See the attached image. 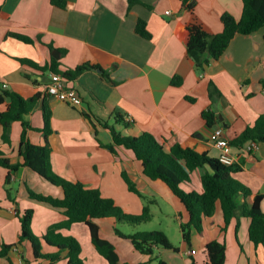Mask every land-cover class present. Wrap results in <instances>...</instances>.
<instances>
[{"label": "crops", "instance_id": "1", "mask_svg": "<svg viewBox=\"0 0 264 264\" xmlns=\"http://www.w3.org/2000/svg\"><path fill=\"white\" fill-rule=\"evenodd\" d=\"M62 1L64 7L51 0H0V88L14 91L23 98L36 92L45 93L50 71L42 72L22 64L19 58L31 59L39 65H50L54 58L60 71L85 62L98 65L66 81V85L75 88L81 96L80 105H69L51 95L45 97L51 113L48 142L53 170L66 179H78L87 187L98 188L105 197L124 196L129 203L143 208L144 204L134 199L136 193L129 190L124 173L143 197L159 206L161 213V205L167 207L168 204L179 218V226L186 223L188 213L183 203L165 183L147 177L141 162L129 149L115 145L113 153L99 144L112 142L110 130L102 123L128 136L150 132L166 149L180 143L199 153L218 157L222 150L209 141L214 127L221 126L230 141L264 114V27L250 34H235L218 59L199 69L187 55L184 42L175 34L177 24L187 22L194 15L213 33H219L222 31L221 14L228 12L239 18L242 0H194L192 11L182 9L180 0H140L144 5L131 7L127 0ZM138 19L145 21L150 37L144 38L135 32ZM8 32L29 36L33 41L23 42L8 36ZM55 49L59 52L58 58L52 55ZM175 75L181 79L177 85L171 82ZM209 81L220 92L212 100L208 96ZM43 99L42 96L33 107L41 110V117ZM7 102V99L0 102V111L5 110ZM33 109L25 116L31 126V117L37 116ZM208 109L215 115L212 126L202 117V112ZM31 131L28 129L26 134L30 141ZM36 131L39 134L35 144H42L43 133L40 128ZM20 133V122L13 121L10 144H2L0 139V148L11 162H22L18 155ZM226 151L235 162L242 160V169L233 177L250 189L245 197L239 195L238 202L250 204L254 196L260 194V207L264 212V141H250L241 148L229 144ZM31 172L34 171L21 166L6 184L8 171L0 167V246L1 243L15 244L0 258V264L48 263L33 256L27 241L17 244L20 233L17 210L27 207L39 210L31 223H40V236L50 224L65 218L59 210L25 198L22 183L31 177ZM200 174V169L191 171V183L183 184V189L202 191ZM14 182L18 183L15 198L12 197ZM7 188L13 201L7 197ZM48 189L53 196H61L59 188ZM94 221L100 236L114 245L120 262L154 264V255H158L167 264H177L178 258L172 254L174 250L162 247H155L153 255L148 256L125 242L120 253L115 240H111V235H117L115 219L106 217ZM249 222L248 217L238 214L229 221L226 230L221 231L223 216L217 203L214 214L203 218L201 232L192 230L193 246L182 240L185 246L179 252L185 264H191V259L202 264L206 260L205 245L211 240L225 243L223 264H264L263 247L254 245L248 238ZM75 224L61 232L65 234ZM42 244L43 252L55 250L53 246ZM58 262L65 264V260Z\"/></svg>", "mask_w": 264, "mask_h": 264}, {"label": "trees", "instance_id": "2", "mask_svg": "<svg viewBox=\"0 0 264 264\" xmlns=\"http://www.w3.org/2000/svg\"><path fill=\"white\" fill-rule=\"evenodd\" d=\"M51 3L64 7L62 0H51ZM128 7L135 4H142L140 0H127ZM242 14L235 18L228 12H223L220 16L222 31L213 33L204 26L194 15L185 23H178L175 28L176 36L181 39L196 68L204 69L210 61L218 59L226 50L235 34H250L259 28L264 27V0H242ZM182 9L192 11L195 5L194 0H180ZM148 7L147 5H145ZM135 32L144 37H150L147 32L146 23L143 19H138ZM8 36L23 42L31 43V37L16 32H8ZM50 49L52 44H47ZM61 53L64 51L61 49ZM22 64L28 65L42 72L60 73L67 81L74 80L79 74L89 69H96L99 66L88 62L80 63L74 68H67L64 71L58 69L57 60L52 58L50 65H39L37 62L19 58ZM101 74H106L101 70ZM179 76H173L172 83L179 84ZM49 95L36 92L28 98H23L20 94L0 88V102L7 99L6 108L0 111L2 144H10V126L13 121L21 124L20 141L18 155L22 162H11L3 150L0 148V167L7 169L8 173L5 183L10 181L11 174L19 167L25 166L37 173L41 178L51 185L60 187L61 196L44 195L27 188L28 197L38 202L45 203L59 210L65 218L61 221L50 224L46 231L37 237L31 230V220L33 208L17 210L16 216L20 224V233L17 244L27 241L31 247L33 256L37 259L47 260V264L65 260V264H85L82 260L81 245L79 241L71 235H64L61 229H69L72 224L83 223L89 232L90 241L95 251L105 259L108 264H150L120 262L114 245L99 234V227L95 219L113 217L116 222H127L130 224H140L150 218V208L144 205L142 213L129 214L122 209L110 197L101 194L98 188H91L84 185L78 179H66L57 174L51 164V148L48 142L50 127V109L45 97ZM220 95L219 90L212 81L208 83V96L212 100ZM42 119L43 126L40 130L43 133V143L35 144L27 138V130L32 129L31 124L25 116L31 112L36 103L42 98ZM50 96V95H49ZM193 100V99H192ZM117 117V114H115ZM202 117L208 126L215 123V115L211 110L202 112ZM102 125L108 128L112 135L110 144L99 143L102 147L111 152L115 145H121L129 149L135 158L142 164L143 173L152 180H160L165 183L174 195L185 206L188 213V221L180 225L181 237L189 246L191 244L192 230L201 232L202 220L204 217H211L219 203L223 225L221 231H225L229 221L240 215L250 219L248 226V238L254 245H261L264 249V212L261 210L260 202L262 195L256 194L252 203L238 202L239 195L246 196L250 189L233 176L242 169V160L232 164L222 163L218 157H211L207 153H199L193 148L174 143L169 149L155 138L150 132H141L138 135H123L114 126L103 122ZM250 141H264V114L259 115L253 125L246 126L235 138L229 141L238 148ZM200 169V182L202 191L195 189L185 190L183 184L191 183V171ZM123 178L129 190L141 195L135 188L134 183L123 173ZM7 197L10 196V189H6ZM115 234L122 238H129L134 249L140 254L152 256L155 247L172 249L177 248L161 230L136 231L132 234H124L118 228H114ZM42 242L55 247L54 251L43 252ZM15 244L1 243L0 258L5 257ZM206 260L202 264H223L225 260V243L223 241L211 240L205 245ZM155 259V257H154ZM157 264H167L164 260L158 259ZM191 264H197L191 259Z\"/></svg>", "mask_w": 264, "mask_h": 264}, {"label": "rangeland", "instance_id": "3", "mask_svg": "<svg viewBox=\"0 0 264 264\" xmlns=\"http://www.w3.org/2000/svg\"><path fill=\"white\" fill-rule=\"evenodd\" d=\"M33 111H34V114H36L37 116H35V117L33 116V118L31 117V119H30L31 123H32L31 134L33 135L31 137V142L36 143V136L39 134V132L36 131V129L42 127V117H41V110L39 108H34ZM31 173H32L31 177H29L28 179L26 178L24 180V182L22 183V188H23V191L25 192L24 196H25V198H28L30 201H33L37 204H40L42 202H38V201H36L34 199H30L28 197L27 188L34 190L38 193L44 194V195H52L53 196V194L50 193L49 189H48L49 187H52L53 185H51L45 179L39 177L36 173H34V172H31ZM194 177H195V174H194ZM17 186H18L17 182H14L12 184V197L13 198H15V189L17 188ZM54 187L56 188L57 186H54ZM57 188L60 189V187H57ZM133 196L137 202L143 203L144 205L149 206V208H150L149 220L146 222L140 223V224H130V223L121 221V222H117L116 228H118L124 234H132L136 231H155V230L163 231L166 234V236L169 238V240L178 249V251H176L177 253L176 252L174 253V251H172L173 256L178 258L177 264H185L184 256L181 255V253L179 252L185 246V243L182 241V237H181L180 226L178 223L179 218H177L175 216L174 212H171V211H173L171 209V207H169L168 204H167V207L162 204L161 209H162L163 213H161L159 211V206H157L155 204V202H150L148 200L149 199L148 197H146V196L143 197V196H140L138 194H133ZM108 197H111L115 201V203L125 213L136 214V215L142 213V207L140 208V207L135 206V204L129 203L127 201L126 197H124V196L111 195ZM157 198L159 200L160 197L157 196ZM35 203H33V204H35ZM42 204L44 205V203H42ZM44 206L47 207L49 205L45 204ZM38 211L39 210H35V208L33 207L32 219H33L35 213L37 215ZM31 230L37 237L40 238V223H38L36 221L32 222L31 223ZM64 235L74 236L79 241V243L81 245L80 256H81L83 261L85 260L87 262V264H107L95 252L93 245L90 241L88 230L84 224L81 223V224L73 225V227L70 230L65 231ZM104 235H106V234H104ZM107 236H109V235H107ZM111 237H112L111 240H115V244H116L117 248L119 249L120 253H123V251L121 250V247L124 246L125 242H126V245H129L132 247L131 241L129 238H120L117 235H111ZM191 237H192V233H191ZM116 240H119V241H116ZM191 245H192V241H191L190 246ZM193 248L195 249V246ZM154 257H155L154 264H157L159 256L154 255ZM58 263H55V264H58ZM60 264H62V263L60 262Z\"/></svg>", "mask_w": 264, "mask_h": 264}, {"label": "built area", "instance_id": "4", "mask_svg": "<svg viewBox=\"0 0 264 264\" xmlns=\"http://www.w3.org/2000/svg\"><path fill=\"white\" fill-rule=\"evenodd\" d=\"M66 79L60 73H50L49 79L45 84V91L55 98L72 106L81 104V96L78 91L66 85ZM209 141L211 144L221 149L218 159L224 164H232L235 162L226 148L229 146V141L224 136L223 128L221 126L214 127L209 134Z\"/></svg>", "mask_w": 264, "mask_h": 264}, {"label": "water", "instance_id": "5", "mask_svg": "<svg viewBox=\"0 0 264 264\" xmlns=\"http://www.w3.org/2000/svg\"><path fill=\"white\" fill-rule=\"evenodd\" d=\"M52 55L55 57V58H58L59 57V52L57 49L53 50L52 51Z\"/></svg>", "mask_w": 264, "mask_h": 264}]
</instances>
